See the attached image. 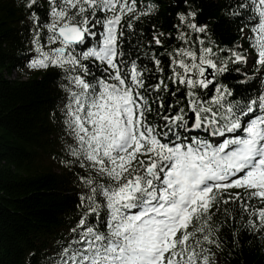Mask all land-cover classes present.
Segmentation results:
<instances>
[{
  "label": "snow or ice",
  "instance_id": "obj_1",
  "mask_svg": "<svg viewBox=\"0 0 264 264\" xmlns=\"http://www.w3.org/2000/svg\"><path fill=\"white\" fill-rule=\"evenodd\" d=\"M45 2L43 16L24 5L27 67L61 74V162L84 189L47 264H218L229 234L264 237V91L239 98L219 79L240 72L229 64L264 69V0L228 6L247 48L211 39L190 0L173 5L174 36L150 39L134 25L151 0Z\"/></svg>",
  "mask_w": 264,
  "mask_h": 264
},
{
  "label": "trees",
  "instance_id": "obj_2",
  "mask_svg": "<svg viewBox=\"0 0 264 264\" xmlns=\"http://www.w3.org/2000/svg\"><path fill=\"white\" fill-rule=\"evenodd\" d=\"M27 0H0V264H47L46 257L70 234L75 224L79 194L84 191L73 166L62 163L68 159L63 150L60 108L65 96L60 72L27 67L30 56V9ZM154 12L136 21L134 27L151 38L152 31L172 32L177 23L172 0H151ZM37 14L43 16L47 5ZM236 0H190L198 5L197 22L207 23L211 39L223 47L237 44L247 48L237 25L228 16V6ZM156 28L153 29L152 26ZM245 33L249 30L245 29ZM137 37L133 36L135 44ZM169 43L176 44L174 39ZM167 46V45H166ZM129 45L126 43L125 48ZM164 49L156 48L157 54ZM162 66L167 63L161 57ZM143 63L152 65L142 58ZM249 65H232L240 72L229 71L219 77L239 98L264 91L261 72ZM167 71V69H166ZM247 73V75H245ZM230 232L229 229H221ZM227 236L224 249L218 251V264H264V237L236 233Z\"/></svg>",
  "mask_w": 264,
  "mask_h": 264
},
{
  "label": "water",
  "instance_id": "obj_3",
  "mask_svg": "<svg viewBox=\"0 0 264 264\" xmlns=\"http://www.w3.org/2000/svg\"><path fill=\"white\" fill-rule=\"evenodd\" d=\"M174 3H176V0H172Z\"/></svg>",
  "mask_w": 264,
  "mask_h": 264
},
{
  "label": "rangeland",
  "instance_id": "obj_4",
  "mask_svg": "<svg viewBox=\"0 0 264 264\" xmlns=\"http://www.w3.org/2000/svg\"><path fill=\"white\" fill-rule=\"evenodd\" d=\"M45 1V0H44ZM249 63H251V60L249 61Z\"/></svg>",
  "mask_w": 264,
  "mask_h": 264
}]
</instances>
